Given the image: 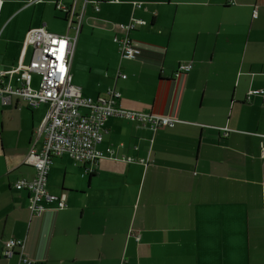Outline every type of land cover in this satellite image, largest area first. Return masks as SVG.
<instances>
[{
	"label": "crops",
	"instance_id": "obj_1",
	"mask_svg": "<svg viewBox=\"0 0 264 264\" xmlns=\"http://www.w3.org/2000/svg\"><path fill=\"white\" fill-rule=\"evenodd\" d=\"M59 3L83 15L77 37ZM132 20L145 24L128 60L114 38ZM39 28L76 37L70 76L83 97L175 125L108 118L102 159L53 160L47 190L66 207L32 217L14 185L34 175L24 160L43 148L49 105L4 94L0 264H19L3 254L10 239L33 264H264V0H0V71L13 86ZM181 63L192 69L177 75Z\"/></svg>",
	"mask_w": 264,
	"mask_h": 264
},
{
	"label": "built area",
	"instance_id": "obj_2",
	"mask_svg": "<svg viewBox=\"0 0 264 264\" xmlns=\"http://www.w3.org/2000/svg\"><path fill=\"white\" fill-rule=\"evenodd\" d=\"M56 8L66 13L68 27L75 30L77 37L83 15L76 14L73 7H66L61 3L57 4ZM253 17H257V11ZM144 24L143 20H132L128 24L116 25L124 33L123 37L114 38L123 59H135L140 54L129 34L137 26ZM76 37L58 35L44 28L31 30L26 42L33 48L32 58L27 66L20 68L14 79L16 86L12 84L13 71L9 74L0 71V98L5 100L4 94L18 96L30 109H37L42 104L49 105L47 117L37 132L39 136H44L43 148L36 152L32 147L24 160V164L34 168V175L30 179H20L14 185L15 189L29 193V211L32 217L41 216L47 205L54 204L58 209L66 207L65 195L56 196L47 190V179L53 160L63 154H68L79 163H95L102 159L103 153L97 146L102 142L104 125L108 118L129 119L154 131L175 125L174 120L166 117L123 110L116 106L114 100L94 101L83 97L80 90L71 83L70 76ZM191 69L190 63H181L177 75L187 73ZM35 75L40 78L38 88L32 86ZM122 77L126 79L127 76ZM259 93L261 92H252ZM114 97H119V94L114 93ZM262 151L264 157V141ZM112 152L108 149V154ZM23 249V241L10 239L4 244L3 254L6 258L17 256L19 264H33Z\"/></svg>",
	"mask_w": 264,
	"mask_h": 264
},
{
	"label": "rangeland",
	"instance_id": "obj_3",
	"mask_svg": "<svg viewBox=\"0 0 264 264\" xmlns=\"http://www.w3.org/2000/svg\"><path fill=\"white\" fill-rule=\"evenodd\" d=\"M36 82H37V81H36V79H35V81H34V86H35V87H36Z\"/></svg>",
	"mask_w": 264,
	"mask_h": 264
},
{
	"label": "trees",
	"instance_id": "obj_4",
	"mask_svg": "<svg viewBox=\"0 0 264 264\" xmlns=\"http://www.w3.org/2000/svg\"><path fill=\"white\" fill-rule=\"evenodd\" d=\"M137 27H138V26H137ZM137 27H136V28H137ZM134 30H136V29H134ZM134 30H133V31H134ZM133 31H132V32H133Z\"/></svg>",
	"mask_w": 264,
	"mask_h": 264
}]
</instances>
